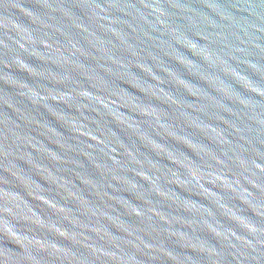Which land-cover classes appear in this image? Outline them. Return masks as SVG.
Masks as SVG:
<instances>
[{"label":"water","instance_id":"1","mask_svg":"<svg viewBox=\"0 0 264 264\" xmlns=\"http://www.w3.org/2000/svg\"><path fill=\"white\" fill-rule=\"evenodd\" d=\"M0 264H264V0H0Z\"/></svg>","mask_w":264,"mask_h":264}]
</instances>
